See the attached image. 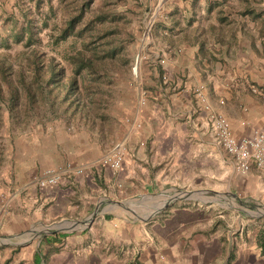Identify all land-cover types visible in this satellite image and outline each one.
Wrapping results in <instances>:
<instances>
[{"label": "crops", "instance_id": "crops-1", "mask_svg": "<svg viewBox=\"0 0 264 264\" xmlns=\"http://www.w3.org/2000/svg\"><path fill=\"white\" fill-rule=\"evenodd\" d=\"M145 4L134 91L96 118L0 140V236L23 240L19 264H264V172H236L207 125L216 113L236 139L264 130V0ZM114 143L125 147L118 171L102 163ZM46 169L62 171L57 186L37 185ZM217 197L237 221L212 213Z\"/></svg>", "mask_w": 264, "mask_h": 264}, {"label": "rangeland", "instance_id": "rangeland-1", "mask_svg": "<svg viewBox=\"0 0 264 264\" xmlns=\"http://www.w3.org/2000/svg\"><path fill=\"white\" fill-rule=\"evenodd\" d=\"M22 2L24 3L23 6L21 4ZM84 2H86V0H51L53 9L51 12L48 10V7L44 5L41 12H39L40 15L35 14V18L38 21V26H40V20L45 16L48 19V27L41 32V43L35 45V49L38 55L44 57L45 64L52 58L54 59V63H58L62 66L65 69V78L63 82H69L72 80L71 76L73 70L72 65L66 60V57L73 55L77 50L85 49V43L91 39L89 36L90 34L88 33L93 30L101 35L110 31L115 33L114 36H112L113 46L119 50V54L117 55L116 61L111 63L112 69L109 70L110 79H104V82L101 84V90L103 91V95H105L103 96V100L106 102V106L103 107L104 102L99 103V106L93 109L95 111L93 116H95L98 110H105L108 107L113 106L117 98L121 97V95L129 94V92L134 91L133 87L135 85L133 84V81L139 76V73L144 70L141 68V65L143 66V64H140V62H143L148 54L146 44L150 38V34L148 33L146 36L147 20H145L148 9L145 10L144 8L146 0H92L91 4L84 12L81 22L76 27L75 33L81 31L85 24L94 20L99 15H105V20L101 23H93L91 30H86L84 34L77 35L73 33V35H71L65 42L57 44L52 43V39L54 36L58 35L62 28L65 27L66 22L79 13L80 5ZM17 4L21 5V9H25L29 6L27 0H0V43H3V45L4 43L9 44V48H5L4 45V47L0 49V59H7V56L13 63H17L20 59L22 60L19 53L25 52V54H29L31 50H28L23 42H15L14 36L22 27V17L20 16L22 13ZM101 45L102 43L99 42L90 47L98 49L101 48ZM136 64L137 69L135 75L133 68ZM23 66L25 68V62ZM17 67L18 66H16V69ZM18 70L19 69H17V71ZM25 71L26 75H29L28 67ZM81 81V78L78 77L79 85H81ZM109 81H112L111 86L105 84ZM145 90V88H142L141 94H144L146 92ZM80 91L81 92L77 94V97L85 102V100H87L85 99L86 97H84L85 93L80 95L83 92V87H81ZM80 118L76 116L70 118L69 121L73 120V124H75ZM4 120L5 125L2 126L0 133V140L3 138V144L6 143L4 140H7L8 137L12 138L13 135H7L6 133V131L9 133L10 128L6 119L5 111ZM62 122L63 120L54 121V123ZM37 125L42 124L32 122L30 124H21V127L23 133H25L28 130L35 128ZM203 196L205 197L206 195H200V202H198L201 206H205V203H207L208 200V196L204 199L202 198ZM0 198L2 199L1 195ZM216 203L217 205L215 206V209L212 210V213L215 212L217 215H222L224 219L238 220V214L241 212L237 209V205L234 202L231 205H226L222 198L217 197ZM223 213H227V216ZM246 213L250 218L260 217V212L249 210ZM111 226H113V223H111ZM57 227V225H46L40 230L43 231V233H47L52 229H57ZM19 242L24 244L21 239L18 241L15 239H4L0 236V264H4L5 261H7L6 264H19L18 254L21 255L24 251L22 249L24 245L15 246V243ZM38 246L39 243L37 242L34 249H36L37 256L40 258L39 252L42 254L43 249L42 246L40 249ZM15 247L18 248L16 251H9V249ZM22 262L23 264H27L30 261L23 260Z\"/></svg>", "mask_w": 264, "mask_h": 264}, {"label": "trees", "instance_id": "trees-1", "mask_svg": "<svg viewBox=\"0 0 264 264\" xmlns=\"http://www.w3.org/2000/svg\"><path fill=\"white\" fill-rule=\"evenodd\" d=\"M91 2L92 0H86L80 5L79 13L66 22L65 27L59 31L57 36H54L52 43L65 42L75 33L76 27ZM21 4L23 6L24 3ZM27 4L29 6L25 9H21V5L17 4L22 13L20 15L22 27L14 38L15 42H23L24 46L31 50L29 54L19 53L22 60H18L17 63H13L7 56V59H0V133L2 126L5 125V111L10 128L9 135L16 134V132L23 133L21 124L69 121L77 115L79 118L93 117L95 112L93 109L97 108L99 103L104 102L103 96L105 95L101 90V84L104 79H110L111 63L116 61L119 54V50L113 46L112 36L115 33L110 31L111 33L105 32L101 35L94 30L90 31L93 23H101L105 20V15H99L85 24L81 31L75 33L80 35L89 30L88 34L91 39L85 43L84 50H77L73 55L66 57L72 65L73 74L71 81L63 82L65 69L58 63H54L52 58L45 64L44 57L38 55L35 49V45L41 43V32L48 27V19L45 16L42 17L40 26H38L35 14H39L44 5L51 12L53 10L51 0H27ZM99 42L102 43L101 48L90 47ZM4 45L5 48H9L8 43ZM4 45L0 43V49ZM16 66H18V71ZM27 67L29 75H26ZM78 77L82 80L81 85L78 84ZM105 84L111 86L112 81ZM81 87H83V92L80 95L85 93L84 97L87 99L85 102L77 97V94L81 92ZM105 103L103 107L106 106Z\"/></svg>", "mask_w": 264, "mask_h": 264}, {"label": "built area", "instance_id": "built-area-1", "mask_svg": "<svg viewBox=\"0 0 264 264\" xmlns=\"http://www.w3.org/2000/svg\"><path fill=\"white\" fill-rule=\"evenodd\" d=\"M137 64L133 68L136 75ZM248 90L252 94H257L255 85H250ZM264 103V95L262 96ZM145 94L141 95L140 104H145ZM207 125L213 135L214 143L223 149L228 156L233 159L234 169L239 173H246L253 162L256 168L264 172V130H256L251 137L236 139L233 137L228 121L221 115L211 113L207 120ZM125 157V147L121 143H114L102 157V163L112 171L121 169ZM69 167H67L68 169ZM82 171L77 170L80 174ZM62 179L61 170L46 169L37 179L40 188L57 186Z\"/></svg>", "mask_w": 264, "mask_h": 264}, {"label": "water", "instance_id": "water-1", "mask_svg": "<svg viewBox=\"0 0 264 264\" xmlns=\"http://www.w3.org/2000/svg\"><path fill=\"white\" fill-rule=\"evenodd\" d=\"M188 196L187 195H183L182 198H187ZM181 198V197H180Z\"/></svg>", "mask_w": 264, "mask_h": 264}]
</instances>
